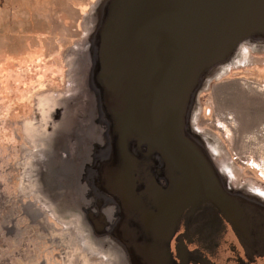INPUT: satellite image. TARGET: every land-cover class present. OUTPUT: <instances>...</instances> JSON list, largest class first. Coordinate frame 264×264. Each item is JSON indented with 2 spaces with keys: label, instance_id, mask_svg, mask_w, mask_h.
Masks as SVG:
<instances>
[{
  "label": "rangeland",
  "instance_id": "1",
  "mask_svg": "<svg viewBox=\"0 0 264 264\" xmlns=\"http://www.w3.org/2000/svg\"><path fill=\"white\" fill-rule=\"evenodd\" d=\"M146 1L0 0V264H264V0Z\"/></svg>",
  "mask_w": 264,
  "mask_h": 264
},
{
  "label": "water",
  "instance_id": "2",
  "mask_svg": "<svg viewBox=\"0 0 264 264\" xmlns=\"http://www.w3.org/2000/svg\"><path fill=\"white\" fill-rule=\"evenodd\" d=\"M149 3H150V1L153 3V0H147ZM146 1V2H147ZM220 1V3H218ZM213 0L211 3L209 2L208 4L211 6L212 5V3H213V6H212V13H210L213 17V19H215V20H217V22H218V20H219V18H220V16L223 14V12L224 11H226L228 8H237L238 7V5H235V3H234V1L233 0H226V2H232L231 4H228V6L227 7H225V2H223V1H221V0ZM225 1V0H224ZM166 2H167V0H163L162 1V6H160V8L161 9H165V7H168L169 8V6H170V8H171V5H166ZM145 3V1L143 2V4ZM171 3V0L169 1V4ZM219 4V5H218ZM220 4H222V6H220ZM210 6H209V9H210ZM148 7H149V5H148ZM147 7V8H148ZM203 8H204V6H202ZM226 8V9H225ZM162 16H163V19H165L166 17H168V18H170V16L168 15V14H164L163 12H162ZM212 20V19H211ZM164 21H166V20H164ZM163 21V22H164ZM203 21V20H202ZM221 22V21H220ZM219 22V23H220ZM178 23V22H177ZM166 24V23H165ZM164 24V25H165ZM161 29V31L160 30H156V31H150V33H149V35L151 36L150 37V39L148 40V41H145V43H144V49H143V51L145 52V53H147V57L145 58V59H143V61H142V63L139 65V67L137 68V72H138V76L140 77V76H144V72L143 71H141V69H144V67H145V69L144 70H146L147 71V73H150V74H154L155 76H156V82L158 83L157 84V91L159 92H161V94H163V95H165L166 97V100H167V104H170V105H168L167 107H171V101H172V95L173 96H175V93H174V89H175V87H174V84H173V86H169L168 84H167V78H166V71H164V69H161V65L160 66H157V67H160V69H161V72H159L158 71V69H157V67H155L157 64H159L160 63V61L159 62H157V59H159L158 58V54L160 53V52H158L159 50H160V48L161 47H163L164 48V44H160L159 43V40H160V38H161V36L163 35V36H167V32H169L168 30H170V29H166L165 27H161L160 28ZM136 30V29H135ZM136 35H138V33L136 32ZM140 36L141 37H143V35H142V31H141V33H140ZM158 36H160V37H158ZM138 37V36H137ZM158 37V38H157ZM132 45V48L134 49V53H135V50L136 49H138V46L136 45V43L134 42V44H131ZM155 45H157V46H155ZM163 48H161V51L163 50ZM140 50H141V47H140ZM142 51V50H141ZM145 55V54H144ZM143 55V56H144ZM154 55V56H153ZM156 57V58H155ZM146 62V63H145ZM155 67V71H152L153 70V68ZM142 72H143V74H142ZM115 76V75H114ZM117 78V77H116ZM118 80V79H117ZM160 86H161V88H162V91H161V89H160ZM174 93V94H173ZM176 97V96H175ZM174 97V98H175ZM165 98H164V100H163V103L165 104V105H167L166 103H165ZM176 99V98H175ZM174 100V99H173ZM168 108V109H169ZM167 109V108H166ZM165 108L164 109H162V111L163 110H166ZM163 112H165V111H163ZM158 114H160V123H159V125H157L158 127L157 128H160L161 130H154L159 136H161V137H165V138H167V137H170L169 136V132L168 131H164V129L166 128V126H165V119H164V114L161 112L160 113V111L158 112ZM163 114V115H162ZM166 125H167V123H166ZM155 129V128H154ZM172 132V131H171ZM173 140H175V139H173ZM187 182V181H186ZM193 184H194V182H193ZM187 197H188V195H187Z\"/></svg>",
  "mask_w": 264,
  "mask_h": 264
},
{
  "label": "crops",
  "instance_id": "3",
  "mask_svg": "<svg viewBox=\"0 0 264 264\" xmlns=\"http://www.w3.org/2000/svg\"><path fill=\"white\" fill-rule=\"evenodd\" d=\"M155 132V131H154ZM148 133V132H147ZM149 134V133H148ZM146 176H148V174H146ZM141 184H144L145 185V183H142L141 182ZM161 184V183H160ZM185 191H186V189H185ZM143 196H144V194H142ZM148 194H146V196H147ZM176 196H177V200H178V203H179V205H181V203H180V201L181 202H183V206H184V203L186 202V200H185V196H187V193L185 194V195H181V192L180 193H178V194H176ZM178 205V206H179ZM182 209V208H181ZM180 209V210H181ZM128 221L129 220H125V219H119V221H115V227L117 226V222H118V226H119V228L120 229H123V228H134V227H136L137 225H136V223H130V224H128V225H126L125 224V222H127L128 223ZM131 234V232L130 233H128V235H130ZM120 237L122 238V236H121V233H120ZM126 238H127V235H126ZM126 242H128L129 244H132V240L131 239H128V240H126ZM119 243H124V241L123 240H121ZM125 244V243H124ZM132 256V255H131ZM131 259H132V257H130Z\"/></svg>",
  "mask_w": 264,
  "mask_h": 264
},
{
  "label": "bare ground",
  "instance_id": "4",
  "mask_svg": "<svg viewBox=\"0 0 264 264\" xmlns=\"http://www.w3.org/2000/svg\"><path fill=\"white\" fill-rule=\"evenodd\" d=\"M231 10H233V9L232 8H228L226 12H229ZM243 18H245V14L244 13H240V14H238L236 16V18L234 19V22H241L243 20ZM229 19H231V18L224 19V20H222L219 23V29L220 30L224 31V30H228V29L232 28V26H230V28H229V22H230ZM230 25H231V23H230Z\"/></svg>",
  "mask_w": 264,
  "mask_h": 264
},
{
  "label": "trees",
  "instance_id": "5",
  "mask_svg": "<svg viewBox=\"0 0 264 264\" xmlns=\"http://www.w3.org/2000/svg\"><path fill=\"white\" fill-rule=\"evenodd\" d=\"M181 108V107H180ZM181 110V109H180Z\"/></svg>",
  "mask_w": 264,
  "mask_h": 264
}]
</instances>
